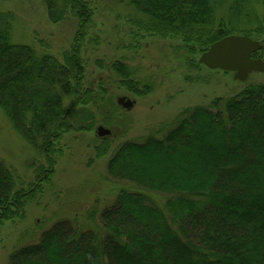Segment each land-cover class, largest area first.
<instances>
[{"label":"trees","instance_id":"16d2710c","mask_svg":"<svg viewBox=\"0 0 264 264\" xmlns=\"http://www.w3.org/2000/svg\"><path fill=\"white\" fill-rule=\"evenodd\" d=\"M128 2L134 12L128 21L139 38L179 39L190 59L225 37L257 40L254 36L264 34L260 20L246 11L252 0ZM43 3L51 23H63L68 15L76 20L61 59L14 43L15 17L0 11V110L43 162L37 159L27 187H19L14 170L0 162V227L24 218L27 204L54 175L63 136L92 130L95 120L87 108L101 100L85 85L82 55L93 19L89 2ZM132 38L135 42V34ZM261 41L252 58L264 61ZM109 68L127 91L138 98L148 94L147 88L138 89L127 65L115 61ZM106 106V113L115 112L114 105ZM79 112L91 120L89 126L74 128ZM163 133L126 142L114 152L107 175L130 187L118 188L110 205L91 212L101 229L79 231L59 221L37 242L12 253L9 264H264V85L187 109ZM151 194L167 199L161 205Z\"/></svg>","mask_w":264,"mask_h":264},{"label":"rangeland","instance_id":"374dc122","mask_svg":"<svg viewBox=\"0 0 264 264\" xmlns=\"http://www.w3.org/2000/svg\"><path fill=\"white\" fill-rule=\"evenodd\" d=\"M86 1L93 10V19L82 56L85 85L101 99L87 108L95 123L90 131L63 136L58 146L62 155L57 157L54 175L44 184L43 192L27 204L22 220L2 224L0 264H9L12 253L37 242L59 221H69L79 231L101 229L98 218L92 222L91 212L102 211L114 201L119 189L130 187L109 178L106 171L114 152L124 143L141 141L156 132H162V137L187 109L207 107L214 99L229 98L251 85H264V72H253L245 82H239L232 73L197 65L199 57L190 59L179 39L139 38L129 23L134 12L128 0ZM0 11L15 17L11 37L16 44L33 46L61 59L72 43L76 20L68 15L63 23H51L43 0H0ZM246 11L254 14L264 27V0H252ZM218 13L229 19L226 10L220 8ZM254 38L262 43L264 34ZM129 46L131 50L124 49ZM115 61L131 68L132 79L138 83V89L149 90L147 95L138 98L120 86L119 76L109 68ZM124 97L134 102L130 110L118 104ZM107 103L114 105L115 112L106 113ZM79 113L72 122L74 128L89 126L91 120H83L84 113ZM105 115L107 121L103 120ZM99 127L111 134L98 137ZM104 149L106 154L98 156ZM37 159L43 163L0 110V162L14 170L19 187L34 181ZM150 199L163 205L167 197L151 194Z\"/></svg>","mask_w":264,"mask_h":264},{"label":"water","instance_id":"95a60500","mask_svg":"<svg viewBox=\"0 0 264 264\" xmlns=\"http://www.w3.org/2000/svg\"><path fill=\"white\" fill-rule=\"evenodd\" d=\"M261 49L260 42L245 36L231 35L212 44L199 57L198 62L212 71L232 73L234 80L245 82L251 73L264 72V62L260 59H252V55ZM118 104L125 110H130L134 106V103L125 97L120 98ZM96 133L100 138L111 134L102 127H99Z\"/></svg>","mask_w":264,"mask_h":264}]
</instances>
